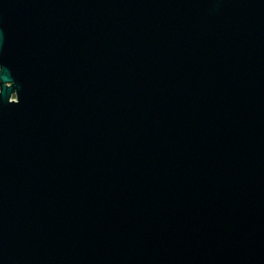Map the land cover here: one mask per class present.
Segmentation results:
<instances>
[{
	"label": "water",
	"instance_id": "1",
	"mask_svg": "<svg viewBox=\"0 0 264 264\" xmlns=\"http://www.w3.org/2000/svg\"><path fill=\"white\" fill-rule=\"evenodd\" d=\"M0 264H264V0H0Z\"/></svg>",
	"mask_w": 264,
	"mask_h": 264
}]
</instances>
